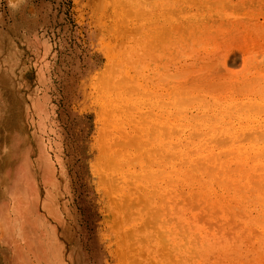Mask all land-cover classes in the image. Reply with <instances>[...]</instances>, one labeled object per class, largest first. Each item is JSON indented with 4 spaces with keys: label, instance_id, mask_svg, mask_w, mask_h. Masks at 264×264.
Listing matches in <instances>:
<instances>
[{
    "label": "rangeland",
    "instance_id": "1",
    "mask_svg": "<svg viewBox=\"0 0 264 264\" xmlns=\"http://www.w3.org/2000/svg\"><path fill=\"white\" fill-rule=\"evenodd\" d=\"M200 1L0 0V170L52 161L65 264H264V0Z\"/></svg>",
    "mask_w": 264,
    "mask_h": 264
},
{
    "label": "bare ground",
    "instance_id": "2",
    "mask_svg": "<svg viewBox=\"0 0 264 264\" xmlns=\"http://www.w3.org/2000/svg\"><path fill=\"white\" fill-rule=\"evenodd\" d=\"M200 3L206 4L208 1H200ZM238 8L239 4L235 2L224 6L222 13H227L222 14V18L231 20ZM7 59L10 64L11 58ZM237 59L236 52L227 51L211 64L219 68L217 70L227 69V64L234 63ZM37 78L39 81L42 79L40 70L37 71ZM29 104L34 115L33 124L40 128L44 123L46 124L48 118L44 97L30 96ZM22 136L23 132L20 131L14 138V157L17 161L11 171L0 170V185L3 190L0 227L3 228L2 240L8 247L7 262L9 264H65L63 245L57 236L56 229L53 225L46 223L40 213L43 201H46L45 204L54 203L52 189L49 187L53 184L54 164L45 154L37 155L33 163L28 162L24 156V150H21L19 146L24 141ZM39 185L43 186L41 191Z\"/></svg>",
    "mask_w": 264,
    "mask_h": 264
},
{
    "label": "clouds",
    "instance_id": "3",
    "mask_svg": "<svg viewBox=\"0 0 264 264\" xmlns=\"http://www.w3.org/2000/svg\"><path fill=\"white\" fill-rule=\"evenodd\" d=\"M23 2H24V0H18V3H23ZM9 6H10L11 8H13V9H16V8L18 7L17 4H12V3H11V0H9Z\"/></svg>",
    "mask_w": 264,
    "mask_h": 264
},
{
    "label": "crops",
    "instance_id": "4",
    "mask_svg": "<svg viewBox=\"0 0 264 264\" xmlns=\"http://www.w3.org/2000/svg\"><path fill=\"white\" fill-rule=\"evenodd\" d=\"M39 186H40L39 189L41 191V189L43 188V186L42 185H39ZM0 250L4 251L2 248H0Z\"/></svg>",
    "mask_w": 264,
    "mask_h": 264
}]
</instances>
